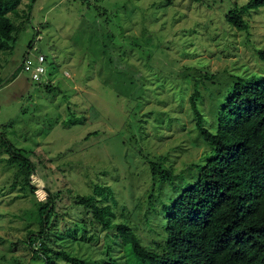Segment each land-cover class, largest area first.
<instances>
[{"label":"rangeland","instance_id":"1","mask_svg":"<svg viewBox=\"0 0 264 264\" xmlns=\"http://www.w3.org/2000/svg\"><path fill=\"white\" fill-rule=\"evenodd\" d=\"M247 1L19 0L6 13L14 29L0 36V262L68 264L53 254L63 250L94 264H142L118 223L164 250L163 207L211 152L190 95L199 92L201 123L214 132L233 83L264 78V5L244 9ZM230 10L247 29L227 21ZM28 52L45 56L40 80L21 67ZM3 137L34 164L37 197L8 163ZM151 163L169 176H153ZM76 194L109 205L113 226ZM38 199L54 205L42 237Z\"/></svg>","mask_w":264,"mask_h":264},{"label":"trees","instance_id":"2","mask_svg":"<svg viewBox=\"0 0 264 264\" xmlns=\"http://www.w3.org/2000/svg\"><path fill=\"white\" fill-rule=\"evenodd\" d=\"M18 2L0 0V36L6 40L11 39L10 32L14 29L6 13ZM263 5L264 0H248L243 8ZM226 19L237 29L248 28L236 10H230ZM258 57L264 60V50L258 51ZM199 96L197 90L190 95V107L198 117L196 126L211 152L199 167L195 181L163 207L164 250L156 252L142 246L126 224H116V231L127 252H132L142 264H264V78H239L233 83L217 115L214 132L201 123ZM2 141L7 146L8 163L17 167L24 184L35 194L37 186L31 181L34 164L6 138ZM150 165L153 176L158 175L160 180L169 176L167 170L154 163ZM104 189L95 186V192L103 199L107 194ZM76 198L90 209L93 219L103 228L113 226L109 205L98 204L88 195L76 194ZM38 201L37 235L42 237L54 205ZM53 254L68 264H94L63 250H55ZM44 264L52 263L46 259Z\"/></svg>","mask_w":264,"mask_h":264},{"label":"built area","instance_id":"3","mask_svg":"<svg viewBox=\"0 0 264 264\" xmlns=\"http://www.w3.org/2000/svg\"><path fill=\"white\" fill-rule=\"evenodd\" d=\"M45 56L41 53H28L22 62V69L32 76L35 80L42 79L45 73Z\"/></svg>","mask_w":264,"mask_h":264}]
</instances>
